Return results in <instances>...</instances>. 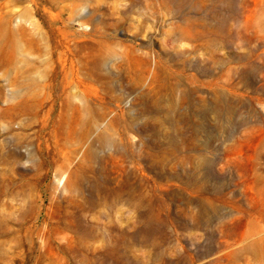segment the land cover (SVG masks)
<instances>
[{
  "label": "rangeland",
  "instance_id": "rangeland-1",
  "mask_svg": "<svg viewBox=\"0 0 264 264\" xmlns=\"http://www.w3.org/2000/svg\"><path fill=\"white\" fill-rule=\"evenodd\" d=\"M0 264H264V0H0Z\"/></svg>",
  "mask_w": 264,
  "mask_h": 264
},
{
  "label": "bare ground",
  "instance_id": "bare-ground-1",
  "mask_svg": "<svg viewBox=\"0 0 264 264\" xmlns=\"http://www.w3.org/2000/svg\"><path fill=\"white\" fill-rule=\"evenodd\" d=\"M79 92V91H78ZM77 91L75 92V91H73L71 94H69V95H67V96H65L64 97V92H63V94L61 95H58V96H56L54 93H50V95L47 97L48 99H51L54 103H56L57 102V99H60V101L62 102V104H64V105H72V106H74L75 107V110H76V112L77 113H79V116L81 117V112H82V108L81 107H79V106H75L74 104H73V101H74V99H77L80 95H79V93H78ZM82 93H87L86 91H82ZM58 97V98H57ZM46 98V100H48ZM79 117V118H80ZM81 123V122H80ZM110 140H108L107 142H109ZM67 176L66 175H62L61 176V178H60V185H61V183H64V186L66 185V182H67ZM70 182V181H69Z\"/></svg>",
  "mask_w": 264,
  "mask_h": 264
}]
</instances>
